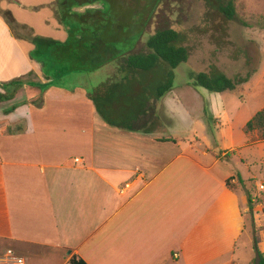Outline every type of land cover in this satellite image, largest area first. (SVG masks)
I'll list each match as a JSON object with an SVG mask.
<instances>
[{"label":"crops","instance_id":"0c3cea01","mask_svg":"<svg viewBox=\"0 0 264 264\" xmlns=\"http://www.w3.org/2000/svg\"><path fill=\"white\" fill-rule=\"evenodd\" d=\"M39 6L57 20L55 10L64 5L0 0V94L14 93L0 104V264H14L13 257L24 264H66L72 256L86 264H243L237 253L243 237L250 251L246 264H253L251 241L264 231L257 214L255 234L248 226L252 216L238 179L254 180L263 189L264 161L253 163L256 172L239 154L234 166L226 163L264 144L232 145L229 160L197 162L200 174L192 175L187 150L165 133V115L158 117L173 88L158 101L147 93L140 104L133 99L124 104L125 93L141 94L139 78H106L99 87L107 85L104 91L111 94L98 106L113 124L82 88L38 90L54 78L31 56L44 43L67 50L70 39L64 26L49 37L39 34L46 17L35 11ZM38 15L39 23L31 20ZM74 70L65 62L56 76ZM12 82L18 83L7 86ZM24 86L29 92H22ZM214 104L213 111L220 112ZM231 178L233 190L225 186Z\"/></svg>","mask_w":264,"mask_h":264},{"label":"rangeland","instance_id":"374dc122","mask_svg":"<svg viewBox=\"0 0 264 264\" xmlns=\"http://www.w3.org/2000/svg\"><path fill=\"white\" fill-rule=\"evenodd\" d=\"M230 1L234 3V16L231 19L221 11ZM72 2L76 4L77 0ZM124 4L136 12L128 15L135 17L131 22L138 25L130 29L126 39L110 36L103 52L97 53L96 58L87 53L90 50L89 42L75 43V36L80 33L77 29L74 34H70L67 50H63L59 44H40V50L31 58L40 61L45 74L54 78V81L44 88L37 86L38 90L67 86L79 87L92 94L106 78L121 75V67L127 56L146 54L145 41L151 35L170 28L180 35L179 44L188 50L189 58L173 71V95L168 97L170 101H162L166 112H158V117L159 114L165 115V133L177 140L182 150H187L185 155L190 161L188 171L192 175L200 174V170L195 167L197 162L210 165L216 157L229 160L235 154L233 149H229L232 145L240 146L248 142L242 132L244 124L264 108V0H124ZM102 7L101 3L96 2L76 7L75 12L89 18L92 11L101 10ZM35 11L46 16L42 18L41 25L38 24L37 30L41 36L56 34V27L63 26L61 21L53 18V14L51 16L47 7L39 6ZM120 11L125 12L123 7H120ZM41 17L34 16L31 20L38 22ZM121 32L125 33V29ZM107 33L110 35L111 31ZM65 62H69L75 70L65 78L56 76V71H61ZM212 68L231 79L249 76V80L235 91L221 94L195 87V75L208 73ZM157 75L161 77V74ZM152 76L150 74L144 80H151ZM26 83L24 79L23 85ZM22 92H29V89L24 86ZM214 103L220 112L213 111ZM153 122L156 128L159 120L154 118ZM137 127L141 128L142 125ZM172 151L176 153L174 148ZM238 154L256 172L258 162L264 161V146L237 152L226 163V167L235 165ZM231 185L234 184L231 182ZM250 188L253 211L247 223L255 234L254 214H257L258 220H262L258 227L264 231V187L259 190L253 180ZM254 240L258 248L263 250L264 235H258ZM251 245L254 246L253 240ZM237 253L243 264H246L250 257L246 237L239 242Z\"/></svg>","mask_w":264,"mask_h":264},{"label":"trees","instance_id":"16d2710c","mask_svg":"<svg viewBox=\"0 0 264 264\" xmlns=\"http://www.w3.org/2000/svg\"><path fill=\"white\" fill-rule=\"evenodd\" d=\"M72 1L73 0H69V2L68 0H61V4L64 6L55 10L56 18L59 22L61 21L64 27H69L70 34H74L75 29L79 30L80 33L75 36V43L79 45L83 41L89 42L90 50L87 53L89 56H93V58L97 57V53L101 54L103 52L102 49L110 36L126 39L129 37L130 29L138 25L132 23L135 17L128 15L129 13L134 14L136 12L127 6H123L125 12H121L116 3L117 0H77L76 4H73ZM96 2L101 3L103 7L101 10L92 11L89 18L82 13H73L71 11L73 8L88 6ZM105 10H107V13H105ZM221 11L227 18L231 19L234 16V3L231 1L228 2L225 7L221 8ZM6 20L9 24H14L10 13L6 14ZM100 22H102V24H100ZM102 29L105 31L102 32ZM122 29H125V33L121 32ZM108 30L111 31L110 35L107 33ZM24 38L28 41L35 40V38L30 36ZM179 43L180 35L170 28H164L155 32L145 41V47L147 49L146 54H135L125 58L124 64L121 67L120 76L138 77L140 80L138 86L142 89V92L139 95L132 94V96L125 93V95H122V102L124 104H128L129 99H133V102L140 104L147 93L150 94L154 101H158L172 90L174 80L173 71L179 65L186 63L189 58L188 50L180 46ZM75 48L78 47L75 46ZM157 73L161 74V77H158ZM150 74L153 75L151 80L145 81V77ZM248 80L249 76L231 79L217 69L212 68L208 73L203 72L195 75L194 86L202 88L210 93L221 94L235 91L238 86L245 84ZM17 83L18 82H12L7 86H14L17 85ZM127 85L131 86V83L128 82ZM106 86L107 85H101V87L90 95V99L101 117L107 123L113 124L106 119L98 106V101L102 97H108L111 94L106 92V90L104 91ZM4 87H6V85ZM13 95L14 93L8 90H6L4 94H0V104L10 101ZM242 132L247 137V146L264 144V108L258 111L245 123ZM232 180L231 178L225 182V186L230 190L235 188V185H231ZM252 181L253 180L242 181L238 179V184L245 189L248 213L250 216H252L253 211L250 197L252 193V189L250 188ZM254 250L256 259L253 264H264V254L258 250L255 241ZM66 264L86 263L79 257L72 256Z\"/></svg>","mask_w":264,"mask_h":264},{"label":"built area","instance_id":"2783aa9c","mask_svg":"<svg viewBox=\"0 0 264 264\" xmlns=\"http://www.w3.org/2000/svg\"><path fill=\"white\" fill-rule=\"evenodd\" d=\"M8 255L9 256H12L13 255V252L12 251H8ZM13 263L14 264H24L23 260L22 259H18V258H15L13 257Z\"/></svg>","mask_w":264,"mask_h":264},{"label":"flooded vegetation","instance_id":"af4514ba","mask_svg":"<svg viewBox=\"0 0 264 264\" xmlns=\"http://www.w3.org/2000/svg\"><path fill=\"white\" fill-rule=\"evenodd\" d=\"M117 6L120 8V7H123V6H125V4H124V0H117ZM106 6V5H105ZM105 13H107V10H105ZM116 13H118V12H116Z\"/></svg>","mask_w":264,"mask_h":264}]
</instances>
